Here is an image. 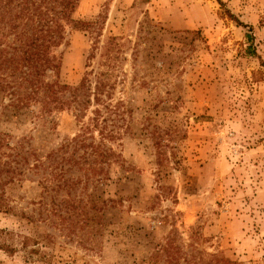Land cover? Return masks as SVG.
Returning <instances> with one entry per match:
<instances>
[{
	"label": "rangeland",
	"instance_id": "1",
	"mask_svg": "<svg viewBox=\"0 0 264 264\" xmlns=\"http://www.w3.org/2000/svg\"><path fill=\"white\" fill-rule=\"evenodd\" d=\"M222 1L80 0L54 52L102 101L0 89V264H264V0Z\"/></svg>",
	"mask_w": 264,
	"mask_h": 264
},
{
	"label": "trees",
	"instance_id": "2",
	"mask_svg": "<svg viewBox=\"0 0 264 264\" xmlns=\"http://www.w3.org/2000/svg\"><path fill=\"white\" fill-rule=\"evenodd\" d=\"M79 1L6 0L12 6L4 5L5 12L0 16L7 13V22L15 31V37L9 51L3 46L5 33L0 30V89L14 106L22 108L41 103L44 111H52L68 104L75 103L76 108H81L92 101H102L106 91L104 81L97 82L94 88L87 77L76 86L62 83V62L54 52L66 39L68 27L97 32L98 20L75 17ZM218 1L225 6L224 1ZM234 18L238 25L247 26L238 17ZM247 36L253 41L252 31H248ZM67 90L72 99H62Z\"/></svg>",
	"mask_w": 264,
	"mask_h": 264
}]
</instances>
